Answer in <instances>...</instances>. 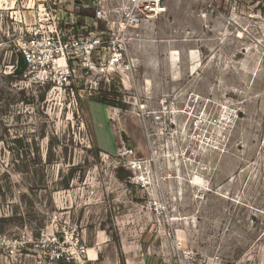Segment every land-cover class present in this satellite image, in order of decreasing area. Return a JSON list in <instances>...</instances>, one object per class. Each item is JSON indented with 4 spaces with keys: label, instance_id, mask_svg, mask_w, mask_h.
Here are the masks:
<instances>
[{
    "label": "rangeland",
    "instance_id": "obj_1",
    "mask_svg": "<svg viewBox=\"0 0 264 264\" xmlns=\"http://www.w3.org/2000/svg\"><path fill=\"white\" fill-rule=\"evenodd\" d=\"M117 1L0 0V264H264V0H163L129 89L23 65L43 6Z\"/></svg>",
    "mask_w": 264,
    "mask_h": 264
},
{
    "label": "built area",
    "instance_id": "obj_2",
    "mask_svg": "<svg viewBox=\"0 0 264 264\" xmlns=\"http://www.w3.org/2000/svg\"><path fill=\"white\" fill-rule=\"evenodd\" d=\"M162 1L121 0L111 6L99 2L91 18L78 16L73 11L59 15L43 6L29 29V38L19 45V51L26 65L44 82L61 85L68 81L74 66H80L86 73L105 74L108 82L110 65L129 69L125 64L131 40L129 31L161 13ZM85 25L95 28V34L91 30L85 34ZM132 154L133 149L129 147L119 151L122 157ZM130 167L134 168V163H130Z\"/></svg>",
    "mask_w": 264,
    "mask_h": 264
},
{
    "label": "bare ground",
    "instance_id": "obj_3",
    "mask_svg": "<svg viewBox=\"0 0 264 264\" xmlns=\"http://www.w3.org/2000/svg\"><path fill=\"white\" fill-rule=\"evenodd\" d=\"M152 18L153 17L149 18V20L152 19ZM108 71H109L110 74H112L113 71H115L117 74H119V76L122 77V81L120 80L122 82V86H125L126 87L125 89H129V87H130V79H129V75L127 74V69L125 67L119 66V67L115 68L113 65H110L109 68H108ZM135 165H137V162H134V167H135ZM142 180H145V178L142 177ZM88 252L94 253L95 252L94 247H89L88 248Z\"/></svg>",
    "mask_w": 264,
    "mask_h": 264
},
{
    "label": "crops",
    "instance_id": "obj_4",
    "mask_svg": "<svg viewBox=\"0 0 264 264\" xmlns=\"http://www.w3.org/2000/svg\"><path fill=\"white\" fill-rule=\"evenodd\" d=\"M105 108H106V107H105ZM106 109H107V108H106ZM108 110H109V109H107V111H106V112H107L106 119H107V121L109 122V119L111 118V117H110L111 115L109 114L110 111H108ZM111 113H112V114H115L114 111H113V112L111 111ZM109 123H110V122H109ZM113 137H114V136H113ZM114 143H115V147H116V145L119 144V142L115 140V137H114ZM118 148H119V146H117V149H118Z\"/></svg>",
    "mask_w": 264,
    "mask_h": 264
},
{
    "label": "trees",
    "instance_id": "obj_5",
    "mask_svg": "<svg viewBox=\"0 0 264 264\" xmlns=\"http://www.w3.org/2000/svg\"><path fill=\"white\" fill-rule=\"evenodd\" d=\"M21 59H22V63H23V65H25V62H24L23 58H21Z\"/></svg>",
    "mask_w": 264,
    "mask_h": 264
}]
</instances>
